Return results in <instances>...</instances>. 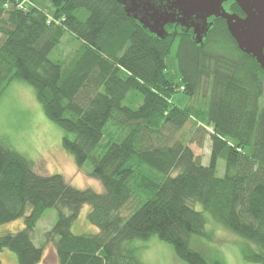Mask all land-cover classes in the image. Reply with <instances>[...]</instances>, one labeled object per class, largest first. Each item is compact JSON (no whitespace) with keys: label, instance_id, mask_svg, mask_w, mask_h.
<instances>
[{"label":"trees","instance_id":"1","mask_svg":"<svg viewBox=\"0 0 264 264\" xmlns=\"http://www.w3.org/2000/svg\"><path fill=\"white\" fill-rule=\"evenodd\" d=\"M28 2L0 0V95L14 80L30 84L46 118L65 132L64 150L78 168L91 166L88 175L103 192L74 188L60 174H36L0 138V225L24 222L0 234V251L13 252L17 264H41L51 244L56 264H144L131 243L155 235L181 261L206 264L189 245L192 235L210 238L200 205L249 243L246 262L264 264V70L238 49L224 20L197 45L179 27H165L159 39L117 0ZM66 34L80 45L69 61L50 60ZM174 41L178 75L168 65ZM203 84L202 108L191 100ZM178 91L189 97L184 107L171 102ZM130 92L142 99L135 109L122 104ZM188 122L190 143L200 146L204 136L210 142L207 165L189 144L164 136ZM84 205L96 234L71 232ZM50 208L57 219L36 246L33 230Z\"/></svg>","mask_w":264,"mask_h":264},{"label":"rangeland","instance_id":"2","mask_svg":"<svg viewBox=\"0 0 264 264\" xmlns=\"http://www.w3.org/2000/svg\"><path fill=\"white\" fill-rule=\"evenodd\" d=\"M178 31V29H175ZM182 32V31H181ZM80 42L70 34H66L60 44L49 55L52 61H69ZM177 41L171 46L168 56V65L171 72L178 75L175 52ZM208 96V88L202 85L196 99L198 106L205 107ZM139 94L129 93L122 102L125 106L135 109L141 104ZM171 102L179 107H184L189 102V97L178 91L171 97ZM194 126L188 122L180 131H165L164 136L170 138V143L183 140L189 144L195 155H198L203 165H207L209 158L210 142L206 136L202 138L201 145L190 143ZM110 133L116 134V128L111 126ZM65 132L55 123L46 118L42 105L37 101L34 88L21 80L12 81L0 95V138L11 149L19 152L32 162L33 171L36 174L47 176L60 174L65 182L77 189L90 188L97 193H102L100 182L91 178L88 172L91 166L86 163L78 168L73 156L62 147V138ZM224 161L219 159L216 165V175H224ZM135 202L129 203L123 214H128ZM203 212L206 222V232L210 238L192 235L189 239L191 248L199 251L205 258L206 264H256L246 262L242 257L243 248L249 244L238 236L226 231L212 220L200 205L195 207ZM90 211L88 205L80 210L74 221L71 232L75 235L96 234L97 228L87 221ZM64 214H68L65 210ZM57 219V211L54 208L47 209L36 223L32 233V241L36 246H42L44 234L51 229ZM24 226L23 218L0 225V234L15 233ZM131 246L136 250L138 258L144 264H187L176 257L172 246L160 241L155 235L147 240L136 239ZM0 264H17L16 256L9 250L0 251ZM41 264H56L51 244L44 245V257Z\"/></svg>","mask_w":264,"mask_h":264},{"label":"water","instance_id":"3","mask_svg":"<svg viewBox=\"0 0 264 264\" xmlns=\"http://www.w3.org/2000/svg\"><path fill=\"white\" fill-rule=\"evenodd\" d=\"M117 1L128 16L159 39L167 34L166 25L179 24L192 29L194 42L200 45L211 26L207 18H221L238 49L264 70V0H162L158 6L152 0H138L143 7L134 6L133 0V8H127L125 0ZM225 2L235 3L244 18L225 12L222 7ZM191 17L199 18L201 22H186Z\"/></svg>","mask_w":264,"mask_h":264},{"label":"flooded vegetation","instance_id":"4","mask_svg":"<svg viewBox=\"0 0 264 264\" xmlns=\"http://www.w3.org/2000/svg\"><path fill=\"white\" fill-rule=\"evenodd\" d=\"M126 1V7L127 8H133V0H125ZM134 2H136L135 4H134V6H139V7H143V5L141 4L142 2L141 1H138V0H134ZM152 2L155 4V5H160L161 4V2H162V0H152ZM232 3L233 2H225V3H223L222 4V7H223V9L225 10V12H227L228 14H236L237 16H239L240 18H244V13L240 10V8L236 5V7H233V5H232ZM217 19H219V18H217V17H214V16H210V17H208L207 18V23H210L211 24V26H212V24H213V22L215 21V20H217ZM186 20V19H185ZM186 22H201V19H199V18H196V17H191L189 20H186ZM169 26H172L174 29H176V28H181V29H183V30H185L186 32H188V31H190L191 33H193L192 32V29H186V28H183V27H181L179 24H171V25H166L165 27H169ZM211 26H210V28H211ZM209 28V29H210ZM209 31V30H208ZM208 31H207V33H208ZM207 35V34H206ZM204 39V38H203ZM202 39V40H203Z\"/></svg>","mask_w":264,"mask_h":264},{"label":"built area","instance_id":"5","mask_svg":"<svg viewBox=\"0 0 264 264\" xmlns=\"http://www.w3.org/2000/svg\"><path fill=\"white\" fill-rule=\"evenodd\" d=\"M22 2H23V3H27V2H28V0H22ZM28 3H29V2H28Z\"/></svg>","mask_w":264,"mask_h":264}]
</instances>
